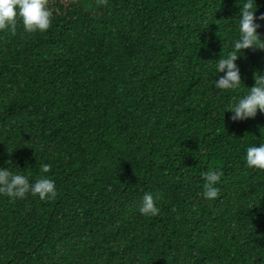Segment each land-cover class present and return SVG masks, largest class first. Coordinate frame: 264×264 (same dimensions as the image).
<instances>
[{
  "label": "trees",
  "instance_id": "16d2710c",
  "mask_svg": "<svg viewBox=\"0 0 264 264\" xmlns=\"http://www.w3.org/2000/svg\"><path fill=\"white\" fill-rule=\"evenodd\" d=\"M241 2L47 0L45 31L0 29V166L56 188L0 193V264H264V170L244 161L264 112L225 109L264 49L238 55V88L213 87ZM145 191L155 216L138 211Z\"/></svg>",
  "mask_w": 264,
  "mask_h": 264
},
{
  "label": "clouds",
  "instance_id": "9594fccd",
  "mask_svg": "<svg viewBox=\"0 0 264 264\" xmlns=\"http://www.w3.org/2000/svg\"><path fill=\"white\" fill-rule=\"evenodd\" d=\"M253 3L255 4L254 0H242L240 3L237 35L232 40L233 50L223 56L220 53L216 60L215 72L222 73L213 81V87L218 90L236 89L240 86L243 80L236 60L243 49L249 47L264 49V38H261L257 31L259 24L254 16L256 7H253ZM260 15L264 17V13ZM50 16L47 0H0V29L8 27L14 31L19 19L25 31L42 32L48 29ZM254 76V83L248 90L225 108L231 111L229 119L242 120L255 116L257 110L264 112V73L255 72ZM262 129L264 126L260 127V136H264ZM244 161L249 168L264 170V142L248 144L244 151ZM41 167L47 172L49 165L45 163ZM200 175L204 181L202 194L206 199L212 200L217 196L215 184L220 178V173L209 168ZM29 192L38 195L40 199L51 198L56 193L55 181L47 175L30 180L26 174L13 172L7 166H0V193H5L10 198H18ZM138 211L147 216L158 214L159 208L151 191L143 193Z\"/></svg>",
  "mask_w": 264,
  "mask_h": 264
}]
</instances>
